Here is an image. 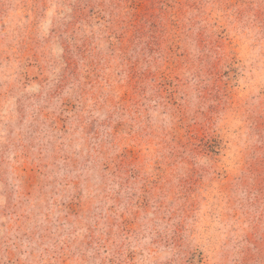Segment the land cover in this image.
I'll return each instance as SVG.
<instances>
[{"label": "rangeland", "instance_id": "374dc122", "mask_svg": "<svg viewBox=\"0 0 264 264\" xmlns=\"http://www.w3.org/2000/svg\"><path fill=\"white\" fill-rule=\"evenodd\" d=\"M0 264H264V0H0Z\"/></svg>", "mask_w": 264, "mask_h": 264}]
</instances>
